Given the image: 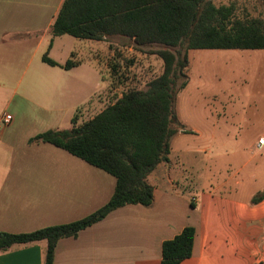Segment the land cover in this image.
<instances>
[{
    "label": "crops",
    "instance_id": "obj_1",
    "mask_svg": "<svg viewBox=\"0 0 264 264\" xmlns=\"http://www.w3.org/2000/svg\"><path fill=\"white\" fill-rule=\"evenodd\" d=\"M62 2L0 0V232L26 233L79 220L102 207L115 187V177L105 170L51 143L29 142L106 106L108 39L119 35L102 40L52 35ZM43 55L58 65L44 62ZM68 59L74 65L63 68ZM176 114L196 136L195 152L181 150L180 136L187 133L172 137L168 160L147 177L152 204L117 207L75 237L60 238L52 264H159L162 242L185 226L194 229L193 244L179 264H264V199L253 204L255 192L241 188L244 173L253 176V168L246 160L228 164L227 177L211 190L199 185L214 154L246 153L245 158L247 149L236 148L238 135L217 134V120L209 121L206 135L201 125L187 127ZM261 136L253 139L255 148ZM193 159L195 174L188 179L187 162ZM224 187L231 192L220 193ZM43 250V242L12 247L0 251V264H42Z\"/></svg>",
    "mask_w": 264,
    "mask_h": 264
},
{
    "label": "trees",
    "instance_id": "obj_2",
    "mask_svg": "<svg viewBox=\"0 0 264 264\" xmlns=\"http://www.w3.org/2000/svg\"><path fill=\"white\" fill-rule=\"evenodd\" d=\"M51 33L89 40L119 35L136 46L159 44L177 50L152 52L162 59L163 68L146 88H129L91 118L81 123L73 118L70 128L47 130L29 140L51 143L115 177L109 200L84 218L26 233L0 232V251L43 242L42 264H52L57 240L75 237L111 210L152 204L153 187L147 177L168 160L170 140L180 125L174 101L176 90L188 82L189 49H264V19L235 17L233 5L217 6L211 0H63ZM42 59L58 65L46 55ZM73 65L68 59L61 66ZM178 78L183 80L177 86ZM263 199L264 188L253 194L251 203ZM193 236V227L185 226L163 241L159 264L188 258Z\"/></svg>",
    "mask_w": 264,
    "mask_h": 264
},
{
    "label": "rangeland",
    "instance_id": "obj_3",
    "mask_svg": "<svg viewBox=\"0 0 264 264\" xmlns=\"http://www.w3.org/2000/svg\"><path fill=\"white\" fill-rule=\"evenodd\" d=\"M211 1L217 6L233 5L235 17L264 19V0ZM164 48L177 50V47L159 44L136 46L129 38L109 37L106 62L109 91L105 103L129 88H146L147 82L158 76L163 68L162 59L152 52ZM187 56L189 84L185 90H176L175 111L186 121L187 127L199 124L206 135L211 128L209 121L217 120V134L238 135L236 148L247 149L245 158L246 153L235 158L214 154L199 185L205 191L211 190L218 180L227 177L228 164L239 165L246 160L247 168H253L254 175L249 177L245 172L241 188L252 189L253 193L261 190L264 188V150L256 149L251 143L257 135L264 133V49H189ZM182 80L178 78L177 86ZM181 106H184L182 110ZM91 113L93 111L87 117ZM176 128V134L188 131L180 136L185 140L184 144L181 143V150L193 149L195 152L197 138L194 133L181 123ZM186 169V177H194V159L187 162ZM231 190L224 187L219 192L229 193Z\"/></svg>",
    "mask_w": 264,
    "mask_h": 264
},
{
    "label": "built area",
    "instance_id": "obj_4",
    "mask_svg": "<svg viewBox=\"0 0 264 264\" xmlns=\"http://www.w3.org/2000/svg\"><path fill=\"white\" fill-rule=\"evenodd\" d=\"M2 121H3V123H8L9 116L4 115L2 117ZM263 147H264V136H261V137L257 138V140H256V148L260 149V148H263Z\"/></svg>",
    "mask_w": 264,
    "mask_h": 264
}]
</instances>
